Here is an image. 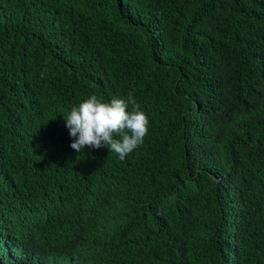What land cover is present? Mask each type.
<instances>
[{
    "label": "trees",
    "instance_id": "1",
    "mask_svg": "<svg viewBox=\"0 0 264 264\" xmlns=\"http://www.w3.org/2000/svg\"><path fill=\"white\" fill-rule=\"evenodd\" d=\"M91 95L124 160L70 147ZM0 264H264V0H0Z\"/></svg>",
    "mask_w": 264,
    "mask_h": 264
},
{
    "label": "clouds",
    "instance_id": "2",
    "mask_svg": "<svg viewBox=\"0 0 264 264\" xmlns=\"http://www.w3.org/2000/svg\"><path fill=\"white\" fill-rule=\"evenodd\" d=\"M65 126L72 138L70 147L76 152L82 153L86 147H107L124 160L143 144L149 119L131 95L127 100L113 98L110 102L91 95L78 107L71 108Z\"/></svg>",
    "mask_w": 264,
    "mask_h": 264
}]
</instances>
